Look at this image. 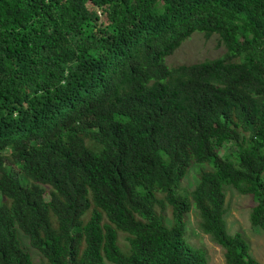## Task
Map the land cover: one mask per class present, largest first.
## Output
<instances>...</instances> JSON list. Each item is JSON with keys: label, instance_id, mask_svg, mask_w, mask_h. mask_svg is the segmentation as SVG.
I'll return each instance as SVG.
<instances>
[{"label": "trees", "instance_id": "obj_1", "mask_svg": "<svg viewBox=\"0 0 264 264\" xmlns=\"http://www.w3.org/2000/svg\"><path fill=\"white\" fill-rule=\"evenodd\" d=\"M196 32L223 53L167 63ZM227 186L264 230V0H0V264H207L192 209L260 264Z\"/></svg>", "mask_w": 264, "mask_h": 264}, {"label": "rangeland", "instance_id": "obj_2", "mask_svg": "<svg viewBox=\"0 0 264 264\" xmlns=\"http://www.w3.org/2000/svg\"><path fill=\"white\" fill-rule=\"evenodd\" d=\"M217 35L205 39L198 32L193 33L191 38L169 55L165 61L170 64L194 63L206 58H215L224 51L223 47L217 46ZM169 64V65H170ZM225 153L229 147L224 146ZM221 152V153H222ZM223 154V153H222ZM197 181V167L192 166L181 183V190L190 191ZM226 208L225 214L227 230L230 234L241 232L249 245L250 254L260 263L264 264V230L252 226L249 221L250 196L239 194L234 188L226 187ZM199 217L195 210L186 215V236L188 242L206 253L207 264H226L223 257V249L212 242L209 235L204 234L198 227ZM119 245L127 250V242L124 233H119ZM37 259V258H36ZM105 264H111L106 262Z\"/></svg>", "mask_w": 264, "mask_h": 264}, {"label": "clouds", "instance_id": "obj_3", "mask_svg": "<svg viewBox=\"0 0 264 264\" xmlns=\"http://www.w3.org/2000/svg\"><path fill=\"white\" fill-rule=\"evenodd\" d=\"M98 15L100 16V18L102 17L100 13H98ZM238 232H239V231H238ZM240 233H241V232H240ZM234 234H235V233H234ZM231 235H233V234H231ZM251 256H252V255H251ZM252 257H253V256H252Z\"/></svg>", "mask_w": 264, "mask_h": 264}]
</instances>
